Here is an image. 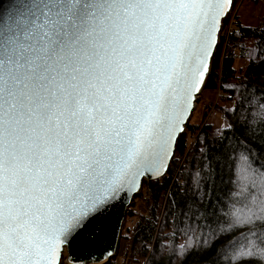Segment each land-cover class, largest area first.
I'll list each match as a JSON object with an SVG mask.
<instances>
[{
    "label": "snow or ice",
    "instance_id": "obj_1",
    "mask_svg": "<svg viewBox=\"0 0 264 264\" xmlns=\"http://www.w3.org/2000/svg\"><path fill=\"white\" fill-rule=\"evenodd\" d=\"M232 0H27L0 23V264H53L158 170Z\"/></svg>",
    "mask_w": 264,
    "mask_h": 264
},
{
    "label": "trees",
    "instance_id": "obj_2",
    "mask_svg": "<svg viewBox=\"0 0 264 264\" xmlns=\"http://www.w3.org/2000/svg\"><path fill=\"white\" fill-rule=\"evenodd\" d=\"M204 89L219 90L214 109L225 126L188 120L174 150L182 164L172 158L162 177L142 181L148 216L128 209L121 231L128 264L135 256L146 264H264V207L261 218L240 217L251 202L264 204V190L253 186L264 184V15L257 25L238 13L223 18Z\"/></svg>",
    "mask_w": 264,
    "mask_h": 264
},
{
    "label": "water",
    "instance_id": "obj_3",
    "mask_svg": "<svg viewBox=\"0 0 264 264\" xmlns=\"http://www.w3.org/2000/svg\"><path fill=\"white\" fill-rule=\"evenodd\" d=\"M25 2H27V0H0V23L14 16L22 9ZM232 2L230 6H226L225 12L221 14L218 21L217 27L219 30L214 34V46L209 49L210 55L206 59L208 71L204 75L202 83L198 85L199 91L193 89L191 97L187 102L182 122L177 125L172 141L168 147L167 155L159 162L158 170H152L138 176L135 184L132 186L126 185L100 214L91 217L85 222V226L79 231L75 239L71 240L69 243H64L58 248V255L53 257V264H60L64 254L68 264H87L99 261L103 258H106V261L108 258L115 255L126 210L133 197L137 195L140 190L142 181L156 180L162 177L169 166L175 150L176 139L178 135L185 130V125L194 109L198 94L203 90L204 83L210 70L211 58L218 42L222 20L231 9Z\"/></svg>",
    "mask_w": 264,
    "mask_h": 264
},
{
    "label": "rangeland",
    "instance_id": "obj_4",
    "mask_svg": "<svg viewBox=\"0 0 264 264\" xmlns=\"http://www.w3.org/2000/svg\"><path fill=\"white\" fill-rule=\"evenodd\" d=\"M239 15L240 20L246 24V25H257L259 18H261L264 15V0H238L236 4L231 6V9L227 13L228 17L230 16V21H232L233 16L235 14ZM221 31V30H220ZM220 33V32H219ZM220 92L219 90H208L204 89L202 90L196 99L194 109L192 110V113L190 115V123L193 125L197 124H212L215 128H222L224 127V123L222 122V118L219 114H216L215 109H214V104L218 99ZM233 103H231L230 106H232ZM192 139V138H191ZM184 155H178L173 153L172 158H175V161H179L182 164ZM260 180V179H259ZM243 182L236 176V184L237 186L242 184ZM253 185V184H252ZM254 188H258L260 190H264V184L263 185H253ZM141 190L138 191L137 196L139 193L138 198L133 199L131 201V205L128 206L126 212L132 211L135 212L137 215H140L143 213L145 216H148V211L143 207L144 203L142 202V193L144 192L142 188ZM134 198V197H133ZM131 207V208H130ZM264 207L263 202H251L249 205V208L244 210L241 214L240 217L243 219H255L257 217L261 218V210ZM136 219L135 216L131 217L129 219L130 223H133V221ZM126 223L128 224L127 221H124L123 224ZM122 231V230H121ZM127 240L120 239L116 248V252L121 253V251L124 249V251H130V245L126 243ZM125 246V248H124ZM116 254V253H115ZM137 257V256H135ZM115 259V255L113 256ZM134 258V257H133ZM146 258V257H145ZM147 259V258H146ZM68 262L66 261V256L65 254L62 256L60 264ZM102 262L101 264H103ZM146 264V262H145Z\"/></svg>",
    "mask_w": 264,
    "mask_h": 264
},
{
    "label": "built area",
    "instance_id": "obj_5",
    "mask_svg": "<svg viewBox=\"0 0 264 264\" xmlns=\"http://www.w3.org/2000/svg\"><path fill=\"white\" fill-rule=\"evenodd\" d=\"M129 253H130V251H128V253H127V251H124V249L119 254H118V252H116V254H115L116 264H128V262L130 260ZM134 260L137 262V264H145V262H146V258L138 259V257H135Z\"/></svg>",
    "mask_w": 264,
    "mask_h": 264
},
{
    "label": "bare ground",
    "instance_id": "obj_6",
    "mask_svg": "<svg viewBox=\"0 0 264 264\" xmlns=\"http://www.w3.org/2000/svg\"><path fill=\"white\" fill-rule=\"evenodd\" d=\"M124 221V220H123ZM122 228H123V224H122ZM106 258H103L99 261H95V262H90V263H87V264H101L102 262L105 261ZM70 264H78V263H70Z\"/></svg>",
    "mask_w": 264,
    "mask_h": 264
}]
</instances>
